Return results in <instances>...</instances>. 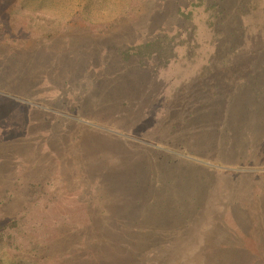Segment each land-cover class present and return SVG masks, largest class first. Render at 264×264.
Returning <instances> with one entry per match:
<instances>
[{
	"label": "rangeland",
	"instance_id": "374dc122",
	"mask_svg": "<svg viewBox=\"0 0 264 264\" xmlns=\"http://www.w3.org/2000/svg\"><path fill=\"white\" fill-rule=\"evenodd\" d=\"M209 1L0 0V264H264V0Z\"/></svg>",
	"mask_w": 264,
	"mask_h": 264
},
{
	"label": "trees",
	"instance_id": "16d2710c",
	"mask_svg": "<svg viewBox=\"0 0 264 264\" xmlns=\"http://www.w3.org/2000/svg\"><path fill=\"white\" fill-rule=\"evenodd\" d=\"M198 3H193V6L198 7V6H202L204 5L203 2L206 4V12H209V18L211 19L212 17L215 18L216 20H218L221 15H224V10L221 7L220 10V5L218 3H211V1L209 0H198ZM251 8V7H250ZM256 8V6H255ZM240 12H242V8H239ZM251 10H247L245 11V15L250 14ZM180 14L183 15L185 13H183L182 11H180ZM209 25L211 27L215 26L213 22L209 23ZM222 35L223 32L222 31H218L217 34ZM238 32V31H237ZM216 34V35H217ZM241 36H243L242 39H244L245 37V33H243L241 35V33H237ZM179 39L178 35H174V36H170V34L166 33V35H164L163 37H157L156 39L146 42V43H142V44H137V45H133L131 46L127 51L124 52V59L125 60H129V58H131L132 56L136 55L139 58H153V56H157V57H163L166 60L165 65L169 64L170 60L175 59V54L177 51V43L181 44V43H185V41H180L177 42V40ZM244 45H242L240 42L239 44L237 43L234 47H232V49L230 50V52L232 54H236V51H244L246 49V44L243 43ZM178 56V55H177ZM206 71L208 73L209 68L204 66L201 69V74L199 75L201 78H204ZM115 135V134H112ZM118 137V136H117ZM16 225V221L5 225L4 227L0 228V231H3L6 228L9 227H14Z\"/></svg>",
	"mask_w": 264,
	"mask_h": 264
}]
</instances>
